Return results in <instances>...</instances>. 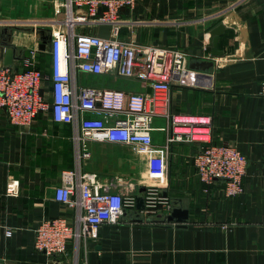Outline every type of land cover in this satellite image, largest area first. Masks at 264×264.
Masks as SVG:
<instances>
[{"label": "crops", "instance_id": "crops-1", "mask_svg": "<svg viewBox=\"0 0 264 264\" xmlns=\"http://www.w3.org/2000/svg\"><path fill=\"white\" fill-rule=\"evenodd\" d=\"M62 19L54 0H0V44L13 47L12 66L23 68L36 48V66L48 69L50 39L40 49L41 36ZM119 19V39L182 50L196 83H173L170 91L156 92L113 69L77 70L75 91L94 86L146 96V107L156 112L153 143L166 161L164 173L155 176L148 157L131 145L90 140V156L80 169L102 181L114 179L113 191L130 184L141 198L147 185H158L172 209H186L187 218L168 220L172 209L147 216L135 206L117 222L100 225L96 239L80 240L77 250L68 241L60 254L37 251L34 231L41 219L72 221L73 209L54 199V188L61 172L75 167L73 128L48 111L29 126L10 124L0 112V264H264V0H137L120 10ZM220 23L222 54L215 56L206 47L209 31ZM208 62L212 65H201ZM175 113L210 116L212 140L245 154L241 192L226 196L220 179L203 190L192 164L201 141L166 145L169 116ZM9 178L18 180L16 195L5 193Z\"/></svg>", "mask_w": 264, "mask_h": 264}, {"label": "built area", "instance_id": "built-area-1", "mask_svg": "<svg viewBox=\"0 0 264 264\" xmlns=\"http://www.w3.org/2000/svg\"><path fill=\"white\" fill-rule=\"evenodd\" d=\"M136 1L54 0L63 19L50 29L48 69L36 66V48L29 50L20 69L0 59V112L10 124L29 126L38 113L48 111L54 121L69 123L73 128L75 167L63 170L60 184L54 188V199L73 209L72 221L65 216L41 219L34 231L37 251L60 254L68 241L77 250L80 240L97 238L100 225L117 222L125 210L136 206L137 196L130 184L126 190L113 191L114 179L102 181L96 173L80 169L81 160L90 156L88 141L129 144L148 157L150 174L165 171V157L156 150L151 133L156 112L146 107L144 94L94 86L74 89L77 70L100 74L113 69L120 76L139 79L156 92L170 91L173 83H196L195 72L188 68L182 50L118 38L122 23L119 12L133 7ZM99 24L111 25L107 38L97 34ZM211 129L210 116L171 114L166 145L201 141L192 164L198 180L205 185L203 190L220 179L224 181V194L234 196L242 191L247 158L236 145L213 141ZM17 192L18 180L9 178L5 193ZM172 207L170 197L160 186L145 187L140 208L143 215L167 214Z\"/></svg>", "mask_w": 264, "mask_h": 264}, {"label": "water", "instance_id": "water-1", "mask_svg": "<svg viewBox=\"0 0 264 264\" xmlns=\"http://www.w3.org/2000/svg\"><path fill=\"white\" fill-rule=\"evenodd\" d=\"M111 28V25L109 24H99L97 27V34L100 37L107 38L109 36V30ZM5 30V29H4ZM223 31V25L220 23L213 27L209 31V38H208V45L207 49L210 50V53L212 55H221L222 51L218 48V41H219V35ZM50 39V34L43 33L41 36V41L39 48L44 49L48 40ZM15 51L12 46H5L3 43L0 44V59L5 65H11L13 63V59H15ZM211 66L212 63H203L201 65ZM201 69H204L203 67ZM136 207L141 208L142 207V198L137 197ZM187 218V210L186 209H180L178 207H175L172 209L170 214L168 215V220L175 219L178 223H183Z\"/></svg>", "mask_w": 264, "mask_h": 264}, {"label": "rangeland", "instance_id": "rangeland-1", "mask_svg": "<svg viewBox=\"0 0 264 264\" xmlns=\"http://www.w3.org/2000/svg\"><path fill=\"white\" fill-rule=\"evenodd\" d=\"M85 31H88V29H86Z\"/></svg>", "mask_w": 264, "mask_h": 264}]
</instances>
